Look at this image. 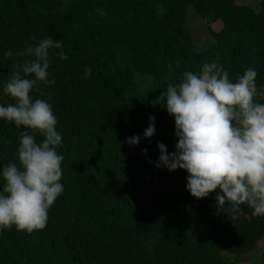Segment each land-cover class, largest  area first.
Returning a JSON list of instances; mask_svg holds the SVG:
<instances>
[{"label":"trees","instance_id":"1","mask_svg":"<svg viewBox=\"0 0 264 264\" xmlns=\"http://www.w3.org/2000/svg\"><path fill=\"white\" fill-rule=\"evenodd\" d=\"M259 5L255 12L235 0H0L4 80L23 59L8 51L52 37L67 57L51 50L55 84L31 93L57 119L63 192L42 231L0 232V264H235L255 249L264 217L247 205L236 220L217 213L216 193L195 200L186 171L156 168L157 144L171 153L177 139L174 118L152 101L212 61L233 79L252 67L264 87V0ZM188 7L220 23L200 52L184 25ZM11 102L0 88V104ZM149 116L155 132L144 139ZM24 130L0 119V169L16 162ZM133 136L136 146L126 143Z\"/></svg>","mask_w":264,"mask_h":264},{"label":"clouds","instance_id":"2","mask_svg":"<svg viewBox=\"0 0 264 264\" xmlns=\"http://www.w3.org/2000/svg\"><path fill=\"white\" fill-rule=\"evenodd\" d=\"M51 50L67 59L62 43L52 37L15 54L5 53L23 59L13 63L6 80L0 75V88L12 101L0 104V119L25 130L19 132L16 162L0 169V232L13 227L28 234L42 231L49 209L63 192L57 119L46 100L31 95L41 85L55 84L49 79ZM256 78L252 67L233 79L217 62H205L198 72L185 71L152 101L153 107L165 108L174 118L177 139L171 153L157 144L156 168L186 171L189 195L201 200L216 193V212L227 211L233 220L240 218L242 205L264 217V87H257ZM154 121L149 116L144 139L153 136ZM139 142V136L126 140L130 146Z\"/></svg>","mask_w":264,"mask_h":264},{"label":"rangeland","instance_id":"3","mask_svg":"<svg viewBox=\"0 0 264 264\" xmlns=\"http://www.w3.org/2000/svg\"><path fill=\"white\" fill-rule=\"evenodd\" d=\"M260 0H235V4L245 5L255 12L260 10ZM185 27L188 29L194 51L200 52L206 49L212 42L210 30L218 31L220 23L198 17L191 8L185 12ZM264 253V240L257 243L255 249L240 255L235 264H259L261 255Z\"/></svg>","mask_w":264,"mask_h":264}]
</instances>
